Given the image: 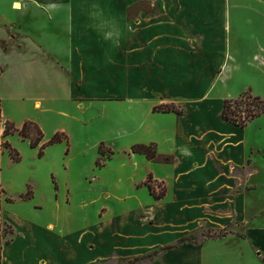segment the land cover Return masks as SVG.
Here are the masks:
<instances>
[{"label": "crops", "instance_id": "crops-1", "mask_svg": "<svg viewBox=\"0 0 264 264\" xmlns=\"http://www.w3.org/2000/svg\"><path fill=\"white\" fill-rule=\"evenodd\" d=\"M142 1H151L153 11L141 9L135 18H129L128 9ZM239 1L11 2L12 8L18 5L14 9L22 11L21 14L31 10L36 14L40 7L45 10L43 14L51 21V31L38 25L36 47L44 52L49 50L62 60L72 96L103 101L111 108H116L114 101L127 106L116 126H120L119 136L128 133L132 140L122 147L125 157L118 163L120 167L115 174L128 180L136 195L146 194L151 206L147 211L154 219L147 233L142 230L141 234L129 235L132 243L137 242V236L140 242L132 246L163 247L197 234L201 227L234 230L205 239L200 245L182 243L164 252L155 264H264V225L255 224V220L242 214L249 191L246 185L257 172L253 159L256 150L240 134L246 127L235 126L222 118L224 100L250 89L245 85L233 93L225 80V64L230 53L227 37L236 20L232 8L240 5ZM258 3L264 5L263 1ZM93 4L106 17L118 20L123 33L118 48H112L110 42L89 27ZM33 15L30 21L38 18ZM21 24H17L19 35ZM2 32L4 40H8L9 31ZM54 40H62V46L55 45ZM260 50L264 51V44H260ZM258 56L260 53L255 52L254 57ZM27 71L22 73L18 69L6 79L1 66L0 83L11 88V93L17 91V86H32L35 94L29 95L34 108L41 109L53 97L52 82L48 81V72ZM4 97L0 93L2 100ZM164 103H174L182 112L154 110L156 105ZM11 119L19 125L27 119L39 120L12 115ZM151 142L157 144L160 154L172 155L173 160L153 161L144 154H128L133 144ZM113 160L108 163L114 164ZM149 174L156 183L165 185L163 198L155 199L147 185L139 186ZM119 185L116 189L122 188ZM125 193L124 196L134 194ZM246 223L253 226L244 227ZM55 227L56 223L50 222L46 228L39 229L52 248L40 259L41 264H86L79 255L77 239L57 234ZM24 260L25 264H36L27 257Z\"/></svg>", "mask_w": 264, "mask_h": 264}, {"label": "rangeland", "instance_id": "rangeland-1", "mask_svg": "<svg viewBox=\"0 0 264 264\" xmlns=\"http://www.w3.org/2000/svg\"><path fill=\"white\" fill-rule=\"evenodd\" d=\"M12 1L0 0V41L4 47L0 46L6 50L0 48V67L6 79L18 69L23 70L22 73L25 70L48 72L53 97L43 103V108L36 109L30 97L35 94L32 86L24 88L20 85L16 87L17 91L11 93V88L0 83V93L5 96L1 102L0 131L4 130L7 119L12 120L11 115L18 118L32 116L39 119L31 120L43 130V142L49 141L58 132L65 133L68 138L48 145L44 154L39 156V146L32 147L29 140H23L18 134L8 137L21 159L14 161L8 150L0 155V181L7 196L12 199L11 202L3 201L2 217L15 229L12 242L3 247L2 264H5L4 250L13 247L19 248L20 261L27 257L41 264L40 259L43 260L52 248L39 229L46 228L50 222L56 223L54 231L57 234L77 239L79 255L86 264H128L137 256L162 248L132 246L140 243L138 236L137 242L132 243L128 239L129 235L141 234L142 230L147 233L154 219L147 211L151 206L146 194L136 195L129 188L128 180L119 179L115 174L120 167L118 163L125 157L122 147L128 146L132 140L131 134L119 136L117 132L120 126H116V122L122 112L128 110L126 104L114 101L116 108H111L103 101L72 96L69 75L62 69V60L51 51L44 52L36 47L38 25L51 31V21L43 14L45 10L40 7L36 14L35 10L21 14L22 11L14 9L18 5L11 7ZM258 1L264 2L240 0L241 4L232 8L236 20L227 37L230 53L225 64V80L233 93L248 85L254 95L264 99V51L260 50V44H264V5H259ZM149 7L147 4L144 11L149 12ZM140 10L141 6L133 8L129 18H135ZM31 13L38 16L36 21L29 20ZM17 24H21L20 35ZM3 29L9 31L8 40L2 37ZM54 44L61 47L62 40H54ZM255 52H259L260 56L254 57ZM240 132L256 150L253 159L257 169L246 185L249 191L242 214L249 220H255H251L255 224L264 225V115ZM102 142L106 148L115 149L112 156L114 164H109L110 160L106 166L97 164ZM119 183L123 186L116 189ZM162 186H156L157 192L162 190ZM29 190L32 197L23 200L21 196ZM125 192L134 194L124 196ZM245 226L251 228L253 225L246 223ZM227 228L207 230L201 227L191 237L201 235L202 231L211 235L234 231ZM159 258L151 262L145 260L141 264H155Z\"/></svg>", "mask_w": 264, "mask_h": 264}, {"label": "trees", "instance_id": "trees-1", "mask_svg": "<svg viewBox=\"0 0 264 264\" xmlns=\"http://www.w3.org/2000/svg\"><path fill=\"white\" fill-rule=\"evenodd\" d=\"M151 1H142L140 3L131 6L128 9V17H130V11L133 8L141 6V9L144 10L145 6L148 4L149 12L153 11L152 2ZM0 45L4 47V44L0 41ZM2 99L0 98V116L2 114ZM154 110L159 111H173L176 113H181L182 108L174 103H164L160 105H156ZM264 115V99L261 96L254 95L250 90H247L241 93L237 98H226L224 100L223 109H222V118L235 126L244 128L247 127L249 123L254 121L255 119ZM13 134H18L21 136L23 140H29L30 145L32 147H40L39 156L44 154L45 148L53 143L59 142L63 139H67V135L65 133H56L49 141L43 142L44 133L41 127L37 122L31 119H27L23 122L21 126H17V124L7 119L5 121V128L1 132L0 131V155L8 150L10 152L11 158L14 161H19L21 159V155L19 151L12 146L8 137ZM108 151V154L106 153ZM99 153L101 157H99L97 164L99 166H104L108 160L112 159V156L115 154V151L106 148L105 144L102 142L99 147ZM138 153L144 154L148 159L153 161H161V162H171L173 160L172 155L160 154L157 150L156 143H135L131 146V149L128 151V154ZM156 183L153 179L152 174H149L147 179L139 184H145L149 187L151 195L155 199H161L166 194V187L161 182ZM163 185V186H162ZM156 186L161 187L162 190L157 192ZM23 200H28L32 197L30 190L21 196ZM3 201L11 202L12 199L7 196L4 186L0 181V264H2V251L5 245H8L12 242V236L15 233V229L13 225L5 221L2 217V205ZM227 234L226 232L221 233L219 235H211L202 231L201 235L196 237H182L178 239L175 243L166 245L162 248L152 251L144 256H137L131 260H129L128 264H141L142 261L151 262L157 257L161 256L164 252L175 249L179 247L182 243L187 241H192V243L196 245H200L204 242L205 239L208 238H218Z\"/></svg>", "mask_w": 264, "mask_h": 264}, {"label": "clouds", "instance_id": "clouds-1", "mask_svg": "<svg viewBox=\"0 0 264 264\" xmlns=\"http://www.w3.org/2000/svg\"><path fill=\"white\" fill-rule=\"evenodd\" d=\"M90 18L92 23L89 27L93 28L104 41L110 42L112 48H118L122 40V29L115 17H106L99 9L98 5L91 6ZM108 62H111V56L106 52Z\"/></svg>", "mask_w": 264, "mask_h": 264}, {"label": "bare ground", "instance_id": "bare-ground-1", "mask_svg": "<svg viewBox=\"0 0 264 264\" xmlns=\"http://www.w3.org/2000/svg\"><path fill=\"white\" fill-rule=\"evenodd\" d=\"M13 248L9 250H6V249L4 250L5 264H25L26 262L24 259H21V261L19 259V252H20L19 248L17 249H13Z\"/></svg>", "mask_w": 264, "mask_h": 264}]
</instances>
